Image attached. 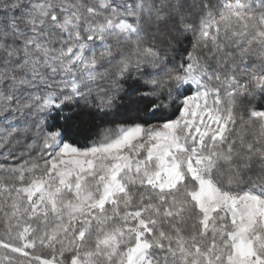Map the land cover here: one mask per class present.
Wrapping results in <instances>:
<instances>
[{
    "label": "snow or ice",
    "instance_id": "1",
    "mask_svg": "<svg viewBox=\"0 0 264 264\" xmlns=\"http://www.w3.org/2000/svg\"><path fill=\"white\" fill-rule=\"evenodd\" d=\"M0 264H264V0H0Z\"/></svg>",
    "mask_w": 264,
    "mask_h": 264
}]
</instances>
